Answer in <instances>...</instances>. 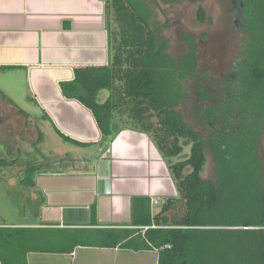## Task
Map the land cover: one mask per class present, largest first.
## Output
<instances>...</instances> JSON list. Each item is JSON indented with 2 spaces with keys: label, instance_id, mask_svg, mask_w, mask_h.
Here are the masks:
<instances>
[{
  "label": "crops",
  "instance_id": "obj_1",
  "mask_svg": "<svg viewBox=\"0 0 264 264\" xmlns=\"http://www.w3.org/2000/svg\"><path fill=\"white\" fill-rule=\"evenodd\" d=\"M108 34L102 0H0V160L17 159L39 141L48 155L51 145L56 149L8 179L25 183L33 203L16 204L9 221L0 216V229L13 231L0 243V264H158L157 249L136 246L147 242L149 226L140 221L179 198L167 162L135 128L102 147L92 113L61 89L76 67L111 64ZM11 80H20L40 116L19 108L7 90ZM51 161L55 167H44ZM129 230L138 232L125 238Z\"/></svg>",
  "mask_w": 264,
  "mask_h": 264
},
{
  "label": "trees",
  "instance_id": "obj_2",
  "mask_svg": "<svg viewBox=\"0 0 264 264\" xmlns=\"http://www.w3.org/2000/svg\"><path fill=\"white\" fill-rule=\"evenodd\" d=\"M102 1L111 64L76 67L74 79L62 83L61 89L67 99L92 113L102 147L110 146L123 128H135L151 136L169 166L179 198L140 221L149 229L147 242L136 249H157L158 264H264V0H231L233 24L240 15L238 25L254 40L247 58L242 57L223 82L221 108L208 104L200 113L211 130L208 138L186 123L179 109L189 95L185 81L198 71L200 44L205 41L190 40L188 52L175 59L160 34L162 28L151 23L155 0ZM206 15L199 7L200 22ZM166 59L172 70L166 68ZM201 89L197 92L203 101L208 97ZM105 90L110 96L102 102L99 96ZM59 135L68 143L84 144ZM185 146L190 151L181 158ZM209 155L215 177L205 180ZM4 162L0 160V168ZM36 172V166L31 167L30 174ZM178 205L181 214L170 216ZM11 231L0 229V243H9ZM137 232L129 230L124 237Z\"/></svg>",
  "mask_w": 264,
  "mask_h": 264
},
{
  "label": "rangeland",
  "instance_id": "obj_3",
  "mask_svg": "<svg viewBox=\"0 0 264 264\" xmlns=\"http://www.w3.org/2000/svg\"><path fill=\"white\" fill-rule=\"evenodd\" d=\"M164 0H155L156 4H152L154 16L151 23L155 27H161L160 34L168 44V53L175 59L180 58L190 48V40L198 41L204 40L200 45V62L198 71L193 77H190L185 81V88L188 91V96L183 103H181L179 109L184 116L186 123L194 126L203 136L207 138L211 134L209 126H204L200 118L201 111L207 107L208 104L213 105L216 108H221L223 100V82L227 75L233 70L232 68L238 67L236 63L241 62L242 57L247 58L248 50L250 51L253 45V36L250 32L242 30L239 20L241 16H236L238 20H235L233 24L232 20V4L231 0H182L175 5H165ZM159 2V3H158ZM163 2V3H162ZM199 7H203L206 11L205 22H200L198 18ZM114 27V25H113ZM247 41V42H246ZM248 41L250 43H248ZM248 43V44H247ZM196 52V51H195ZM197 58V55L195 56ZM158 60V59H157ZM160 61V60H158ZM165 66L168 70L173 69V65L166 59ZM163 62V63H164ZM169 62V63H168ZM161 63L158 65L160 68ZM162 68V67H161ZM171 75V74H170ZM170 75L168 78H170ZM158 79L162 80L160 69L158 71ZM20 81V80H19ZM11 80V87H8V91H12L10 94L16 100V104L24 112L38 117L40 113L35 103L26 100V90L22 83ZM4 88H7L4 86ZM199 88L203 89L202 95L207 96L205 100H200L198 96ZM201 89V90H202ZM108 96L109 91L100 93L102 96ZM35 145L26 146L17 159H2L8 163L2 164L0 168L4 172L1 174V187H0V216L2 219L9 221L16 217L19 207L16 204H24V207L30 208L29 204L33 203L25 189L27 185L25 183L16 180L15 183L8 180L11 175H20L26 172L28 164L35 162H46L48 158L54 157L56 152L54 145H51L49 155L46 149L45 142H34ZM260 154L263 158L264 168V144L260 146ZM190 147H184V153L181 156L186 157L189 154ZM3 154L5 152L3 151ZM3 156L0 157V159ZM51 160V159H50ZM12 161V162H11ZM45 165L46 168H53L55 164L52 163ZM215 177V166L212 156H208V162L203 172V178L205 180H211ZM15 179V178H14ZM10 182V183H8ZM23 207V211L26 210ZM182 208L178 205L176 211H171L170 216L175 214H181Z\"/></svg>",
  "mask_w": 264,
  "mask_h": 264
}]
</instances>
